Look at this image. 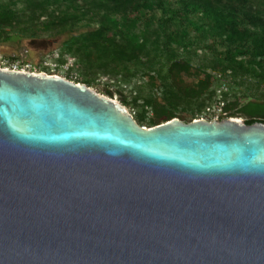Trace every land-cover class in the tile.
Returning a JSON list of instances; mask_svg holds the SVG:
<instances>
[{
  "label": "water",
  "instance_id": "95a60500",
  "mask_svg": "<svg viewBox=\"0 0 264 264\" xmlns=\"http://www.w3.org/2000/svg\"><path fill=\"white\" fill-rule=\"evenodd\" d=\"M0 264H264V123L138 125L0 68Z\"/></svg>",
  "mask_w": 264,
  "mask_h": 264
},
{
  "label": "trees",
  "instance_id": "16d2710c",
  "mask_svg": "<svg viewBox=\"0 0 264 264\" xmlns=\"http://www.w3.org/2000/svg\"><path fill=\"white\" fill-rule=\"evenodd\" d=\"M16 1L24 4L22 11L14 9ZM152 7L165 9L166 16L159 23L149 20L142 27L144 20L139 13ZM195 28L214 45L225 49V55L217 59L219 69L264 85V0L0 2V41L21 44L34 30L39 32V38H66L62 57L74 58L84 77L76 84L90 87L101 75L117 83H128L137 76L147 79L152 94L134 98L133 104L143 109L134 116L135 121L149 129L174 119L184 121L178 115L180 110L185 108L189 112L190 105L213 95V75L179 61L172 51L171 44L177 40V44L184 45L186 30ZM3 29L11 32L4 33ZM164 59L168 64L167 77L160 78L158 85V69ZM185 77H195L197 82L187 86ZM227 111L231 112L229 118L245 117L248 126L264 123V101L261 100L240 106L238 99L227 106Z\"/></svg>",
  "mask_w": 264,
  "mask_h": 264
},
{
  "label": "rangeland",
  "instance_id": "374dc122",
  "mask_svg": "<svg viewBox=\"0 0 264 264\" xmlns=\"http://www.w3.org/2000/svg\"><path fill=\"white\" fill-rule=\"evenodd\" d=\"M2 0H0L1 2ZM174 6L173 2H170ZM24 4L16 1L13 6L15 10L22 11ZM145 11V10H144ZM139 13L144 21L142 27L147 22L153 21L159 23L163 21L166 16L165 9L157 7L148 8L145 12ZM85 25V23H83ZM198 28L187 29L186 36L183 40L184 45H179L176 42L171 44L172 51L178 56L179 61L187 62L196 68H203L206 72L213 75V85L211 88L212 97L203 98L201 101H197L190 105L189 112L186 110H180L178 115L184 119L185 124L199 114L203 109L212 103L215 97V91L225 85L227 88L226 99L229 104L234 103L239 99L240 106L245 105L249 101L261 100L264 101V85L259 86L255 79L249 77H241L232 74L231 72H224L219 69L217 59L221 55H225V49L218 47L212 43V40L208 36L198 32ZM3 32H11L8 29H3ZM38 31L34 30L30 32V37L26 38L21 44L17 43H4L0 41V67L7 68L6 61L20 58L25 65L30 66L32 71L38 73H44L50 76H58L67 80L80 81L84 77L80 74L81 66L77 64V61L71 56H63L61 48L66 38L64 37H43L39 38ZM169 34V33H168ZM243 60V59H242ZM259 63H262L259 61ZM168 64L167 59L163 60V64L159 67V79L157 84L160 85V78L167 77ZM222 76V80L217 81L216 77ZM184 81L187 86L194 85L197 80L195 77H185ZM91 89L95 90L100 95L108 97L110 99L118 101L120 104H126V108L130 114L134 117L142 112V106H135L133 99L137 97L146 98L152 94V89L147 79H142L137 76L131 79L128 83H117L116 81H110L109 77L99 76L96 81L91 84ZM111 93L112 95H108ZM139 105H142L140 103ZM124 106V105H123ZM231 112H229V115ZM151 116V114H148ZM238 119L247 120L245 117H237ZM180 120V119H178ZM181 121V120H180ZM194 122V121H193ZM144 126H147L144 124ZM149 129L148 127H142Z\"/></svg>",
  "mask_w": 264,
  "mask_h": 264
},
{
  "label": "built area",
  "instance_id": "2783aa9c",
  "mask_svg": "<svg viewBox=\"0 0 264 264\" xmlns=\"http://www.w3.org/2000/svg\"><path fill=\"white\" fill-rule=\"evenodd\" d=\"M7 68H2V69H7V70H13V71H24V72H32L35 73L36 71H32L30 69V66L25 65L22 59L20 58H15L14 60L11 61H6V66ZM1 68V67H0ZM38 73V72H37ZM58 77V76H57ZM217 81L220 82L222 80V76L219 75L216 77ZM75 83L73 80H69ZM227 88L225 85H222L215 91V97L212 101V103H209L203 111H201L199 114L196 115L195 119L193 120L194 122L196 121H208V122H213V121H220V120H225L229 119V112L227 111V106L229 103L227 102L226 99V94H227Z\"/></svg>",
  "mask_w": 264,
  "mask_h": 264
},
{
  "label": "bare ground",
  "instance_id": "6f19581e",
  "mask_svg": "<svg viewBox=\"0 0 264 264\" xmlns=\"http://www.w3.org/2000/svg\"><path fill=\"white\" fill-rule=\"evenodd\" d=\"M35 73H37V72H35Z\"/></svg>",
  "mask_w": 264,
  "mask_h": 264
}]
</instances>
